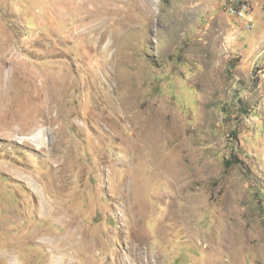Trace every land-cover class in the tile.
I'll list each match as a JSON object with an SVG mask.
<instances>
[{
    "label": "rangeland",
    "instance_id": "rangeland-1",
    "mask_svg": "<svg viewBox=\"0 0 264 264\" xmlns=\"http://www.w3.org/2000/svg\"><path fill=\"white\" fill-rule=\"evenodd\" d=\"M249 1L0 0V264H264Z\"/></svg>",
    "mask_w": 264,
    "mask_h": 264
},
{
    "label": "built area",
    "instance_id": "built-area-1",
    "mask_svg": "<svg viewBox=\"0 0 264 264\" xmlns=\"http://www.w3.org/2000/svg\"><path fill=\"white\" fill-rule=\"evenodd\" d=\"M251 2L249 0H235V4H228L225 2L224 6L226 10H234L235 18L244 20L249 14V7Z\"/></svg>",
    "mask_w": 264,
    "mask_h": 264
},
{
    "label": "bare ground",
    "instance_id": "bare-ground-1",
    "mask_svg": "<svg viewBox=\"0 0 264 264\" xmlns=\"http://www.w3.org/2000/svg\"><path fill=\"white\" fill-rule=\"evenodd\" d=\"M231 4H235V0H233ZM228 11H229V13H230L232 16L235 17V15H234V10H228Z\"/></svg>",
    "mask_w": 264,
    "mask_h": 264
},
{
    "label": "trees",
    "instance_id": "trees-1",
    "mask_svg": "<svg viewBox=\"0 0 264 264\" xmlns=\"http://www.w3.org/2000/svg\"><path fill=\"white\" fill-rule=\"evenodd\" d=\"M232 1H233V0H231V3H232ZM231 3H230V4H231ZM228 164H229V165L231 164L230 160L226 162V166H227Z\"/></svg>",
    "mask_w": 264,
    "mask_h": 264
}]
</instances>
